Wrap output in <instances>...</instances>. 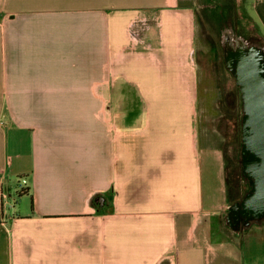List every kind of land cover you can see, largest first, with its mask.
<instances>
[{"label": "crops", "instance_id": "obj_1", "mask_svg": "<svg viewBox=\"0 0 264 264\" xmlns=\"http://www.w3.org/2000/svg\"><path fill=\"white\" fill-rule=\"evenodd\" d=\"M195 50L187 0H0V264H243Z\"/></svg>", "mask_w": 264, "mask_h": 264}, {"label": "rangeland", "instance_id": "obj_2", "mask_svg": "<svg viewBox=\"0 0 264 264\" xmlns=\"http://www.w3.org/2000/svg\"><path fill=\"white\" fill-rule=\"evenodd\" d=\"M187 1L193 7L195 14L196 50L193 57L198 66V70L195 71L199 84L198 90L190 91V99L193 100L198 111L200 132L204 133L214 129L215 133L218 134V139H220L219 146L224 159L225 173H230L232 187L227 197L230 203L239 195L236 185H245L240 177L241 166L238 160L240 146L237 145V132L235 131L237 120L240 127L241 96L235 79L223 63L220 28L227 21H232L234 17L236 24L243 33L241 35L262 47H264V30L261 28L252 8L245 4L244 0ZM8 154V163L13 156V168L19 165H27L25 164L26 159L14 157L13 151L9 150ZM24 178L23 175L19 174L12 176L9 180L10 200H15L14 208L21 212L22 209L30 205L28 196L18 194L20 186L23 187L22 179ZM222 226L235 244L239 247L243 246L241 249L243 264H264L263 223L262 225H252L242 236L232 232L224 224L223 218Z\"/></svg>", "mask_w": 264, "mask_h": 264}, {"label": "water", "instance_id": "obj_3", "mask_svg": "<svg viewBox=\"0 0 264 264\" xmlns=\"http://www.w3.org/2000/svg\"><path fill=\"white\" fill-rule=\"evenodd\" d=\"M220 45L224 66L240 91L239 154L250 185L249 193L230 203L223 215L224 224L236 231L264 219V47L233 28L221 32Z\"/></svg>", "mask_w": 264, "mask_h": 264}, {"label": "flooded vegetation", "instance_id": "obj_4", "mask_svg": "<svg viewBox=\"0 0 264 264\" xmlns=\"http://www.w3.org/2000/svg\"><path fill=\"white\" fill-rule=\"evenodd\" d=\"M230 28H233L235 34H238V35L242 34L243 35V33L239 29V26L236 24L234 17H233L232 21H227L224 25H222V27L220 28V31L221 32H226ZM238 160H239V163H240V161H241L240 154H239ZM240 166H241V168H240L241 181H243L245 183V185H239V188H238L239 195L237 196V198L233 199L230 203H232L234 201H237V200H242L249 193V190H250L249 178L244 173V166L241 163H240ZM225 213H226V211H225ZM253 219L254 218H250L249 221H252ZM257 220L260 221V222L259 223H252L248 228H245V229H242V228L240 229L239 228L236 231H232V230L231 231L242 236L244 234V232L247 229H249L252 225H262V223L264 224V219L262 220V218H258Z\"/></svg>", "mask_w": 264, "mask_h": 264}, {"label": "trees", "instance_id": "obj_5", "mask_svg": "<svg viewBox=\"0 0 264 264\" xmlns=\"http://www.w3.org/2000/svg\"><path fill=\"white\" fill-rule=\"evenodd\" d=\"M235 131L237 132V135H236V142H237V145H239L240 146V140H241V126L239 127V122H238V120H237V123H236V126H235ZM229 175H230V173L229 172H227V173H225V169H224V181H225V186H226V193H227V197H228V192H230V190H231V180H230V177H229ZM236 188H237V190H238V188H239V184H237L236 185ZM28 192V190L27 189H21V190H19L18 191V194L19 195H24V194H26ZM31 206H32V200H31Z\"/></svg>", "mask_w": 264, "mask_h": 264}, {"label": "built area", "instance_id": "obj_6", "mask_svg": "<svg viewBox=\"0 0 264 264\" xmlns=\"http://www.w3.org/2000/svg\"><path fill=\"white\" fill-rule=\"evenodd\" d=\"M23 186L25 185L26 181L25 179H22Z\"/></svg>", "mask_w": 264, "mask_h": 264}]
</instances>
